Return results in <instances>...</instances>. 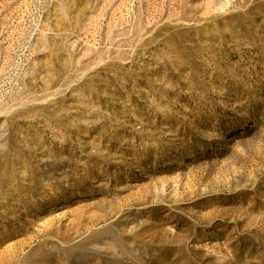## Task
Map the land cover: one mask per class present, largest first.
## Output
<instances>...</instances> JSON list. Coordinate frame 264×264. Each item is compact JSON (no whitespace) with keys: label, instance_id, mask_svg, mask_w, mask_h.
<instances>
[{"label":"rangeland","instance_id":"374dc122","mask_svg":"<svg viewBox=\"0 0 264 264\" xmlns=\"http://www.w3.org/2000/svg\"><path fill=\"white\" fill-rule=\"evenodd\" d=\"M0 264H264V0H0Z\"/></svg>","mask_w":264,"mask_h":264}]
</instances>
